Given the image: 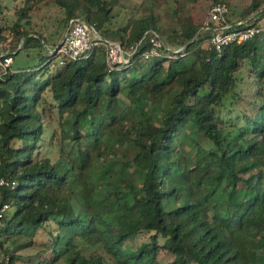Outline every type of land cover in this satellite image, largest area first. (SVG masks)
Returning a JSON list of instances; mask_svg holds the SVG:
<instances>
[{
	"label": "trees",
	"instance_id": "obj_1",
	"mask_svg": "<svg viewBox=\"0 0 264 264\" xmlns=\"http://www.w3.org/2000/svg\"><path fill=\"white\" fill-rule=\"evenodd\" d=\"M54 1L65 34L82 17L138 48L114 69L102 44L60 64L22 21L27 6L11 40L0 22V41L15 42L4 56L39 58L0 77V264H264V0L230 13L262 29L221 52L189 16L162 32L136 8L116 23L120 0ZM152 31L187 54L144 58ZM113 138L132 142L119 159L103 150Z\"/></svg>",
	"mask_w": 264,
	"mask_h": 264
},
{
	"label": "rangeland",
	"instance_id": "obj_2",
	"mask_svg": "<svg viewBox=\"0 0 264 264\" xmlns=\"http://www.w3.org/2000/svg\"><path fill=\"white\" fill-rule=\"evenodd\" d=\"M251 0H231L230 9L231 17L233 21L240 19L242 9L250 3ZM121 3H124L126 7L121 9V15L115 18L116 23L125 22L127 17L132 15L131 9L136 8V16L142 17L153 12L156 16L157 22L161 28V31L164 32L168 29H176L181 31V25L178 22L179 17H192L198 23H204L206 17L208 16L209 10L213 0H120ZM0 22L6 27L4 34L8 37V40H11L12 36L10 35L11 25L18 17V11L24 6H27V16H25L22 21L27 24L29 29L33 32L41 33L46 37V44L44 48V53L47 54L51 49H54L65 36V28L63 18L65 17L64 9L61 8L54 0H49L48 2L42 0H0ZM134 6V7H133ZM118 9H116L117 11ZM123 16V17H122ZM244 21V20H242ZM260 24L264 25V16L260 20ZM202 26L201 32H204ZM65 31V32H63ZM62 39L58 40L59 37ZM56 42V43H55ZM12 44L0 41V53H7L12 49ZM205 45H207L205 43ZM59 57L55 59L54 62H57ZM11 66L13 68L22 66V65H35L38 61V57H27L24 50H21L20 53L15 54ZM175 88L176 85H174ZM121 97L124 99V104H130L133 102V99L128 96L127 90H124L121 93ZM153 100L149 99V103L145 108L147 114H152L155 118V123H159V119L162 116V111L160 107L155 105L153 107ZM137 110H134V114H138ZM54 124H57V120L54 121ZM132 142L124 140L119 141L116 138L110 139L108 149L103 148V150L108 151V159H119L126 155V149ZM144 178L143 174H138L134 171V180L136 183H141ZM106 183L111 182L112 180L107 178L105 179ZM36 248H29L22 250L24 254L32 253ZM161 258L164 262H168L171 259V256L167 252L161 253Z\"/></svg>",
	"mask_w": 264,
	"mask_h": 264
},
{
	"label": "built area",
	"instance_id": "obj_3",
	"mask_svg": "<svg viewBox=\"0 0 264 264\" xmlns=\"http://www.w3.org/2000/svg\"><path fill=\"white\" fill-rule=\"evenodd\" d=\"M231 9L228 3L219 1L214 3L206 17L203 28L210 31L209 44H211L218 52H221L224 45L232 41H243L259 32L262 27L260 25H248L242 27H234L230 22ZM150 46L144 50V58H153L167 55L169 57H177L178 55H186L185 46L170 47L167 45L158 31H152L149 38ZM104 45L106 47V60L111 69H114L120 63H129L132 55L138 48L134 45L129 49H125L121 42L103 38L92 25H90L82 17H74L70 20V26L61 42L51 49L59 57V63L63 64L67 60H77L87 56L89 51L96 45ZM0 53V77L6 67L13 62L12 55H3ZM5 180L0 179V184ZM4 207H7L5 204Z\"/></svg>",
	"mask_w": 264,
	"mask_h": 264
},
{
	"label": "water",
	"instance_id": "obj_4",
	"mask_svg": "<svg viewBox=\"0 0 264 264\" xmlns=\"http://www.w3.org/2000/svg\"><path fill=\"white\" fill-rule=\"evenodd\" d=\"M69 26H70V23H69ZM69 26H68V28H69Z\"/></svg>",
	"mask_w": 264,
	"mask_h": 264
}]
</instances>
